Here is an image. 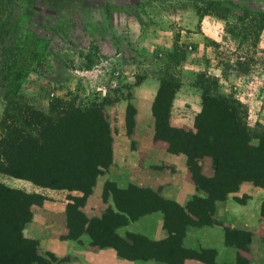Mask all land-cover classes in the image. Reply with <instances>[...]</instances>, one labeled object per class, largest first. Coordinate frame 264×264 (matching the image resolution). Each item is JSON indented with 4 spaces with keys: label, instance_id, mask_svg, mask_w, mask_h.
<instances>
[{
    "label": "rangeland",
    "instance_id": "rangeland-1",
    "mask_svg": "<svg viewBox=\"0 0 264 264\" xmlns=\"http://www.w3.org/2000/svg\"><path fill=\"white\" fill-rule=\"evenodd\" d=\"M146 81L160 87L157 135L187 145L199 188L264 189L257 186L264 184V0H0V119L6 108L12 115L28 108L66 121L44 163L54 162L66 188L0 175L6 187L43 197L31 199L24 229L54 191L90 189L109 162L124 110L132 136L131 101ZM176 92L189 102L178 109L189 127L180 134L169 127ZM8 236L5 245L21 253L25 245Z\"/></svg>",
    "mask_w": 264,
    "mask_h": 264
},
{
    "label": "crops",
    "instance_id": "crops-1",
    "mask_svg": "<svg viewBox=\"0 0 264 264\" xmlns=\"http://www.w3.org/2000/svg\"><path fill=\"white\" fill-rule=\"evenodd\" d=\"M149 86L136 88L131 101L132 136L127 112L120 113L110 161L90 193L47 195L24 238L55 264H264V189L248 183L225 193L199 188L183 145L157 135L153 106L160 87ZM186 102L174 94L173 131L189 132L178 115ZM197 165L209 167L202 160ZM74 198L83 203L75 206Z\"/></svg>",
    "mask_w": 264,
    "mask_h": 264
},
{
    "label": "trees",
    "instance_id": "trees-1",
    "mask_svg": "<svg viewBox=\"0 0 264 264\" xmlns=\"http://www.w3.org/2000/svg\"><path fill=\"white\" fill-rule=\"evenodd\" d=\"M214 103L215 107H218V104ZM226 110L231 112L228 107ZM62 122L66 121L43 117L41 114L29 111L28 108L18 110L17 115L10 114L6 108L0 119V175L26 180L41 188H66L65 184L59 183L53 172L54 162L50 163L46 169L44 166L48 158H54L55 139ZM174 131L177 134L181 132L180 130ZM238 135L244 137L245 132L239 129ZM172 141L181 143L190 158L185 143L177 140L176 137ZM212 159L216 163V159ZM100 173L95 174L93 183L90 189L83 193L84 196L90 193L96 176ZM257 186L264 188V184H257ZM31 199H35V204H39L43 197L28 195L0 183V260L6 259L7 264H48L44 257L37 254V243L22 236V230L28 222L27 217L31 214L29 207L34 204ZM262 214L264 216V204ZM7 236L14 243H22L27 247L24 246L21 253L11 251L12 248L3 242ZM45 257L55 260L50 254H46Z\"/></svg>",
    "mask_w": 264,
    "mask_h": 264
}]
</instances>
